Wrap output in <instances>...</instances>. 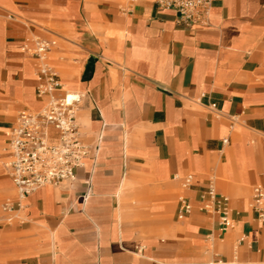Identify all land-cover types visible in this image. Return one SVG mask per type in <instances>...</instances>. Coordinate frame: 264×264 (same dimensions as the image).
I'll list each match as a JSON object with an SVG mask.
<instances>
[{"label": "crops", "instance_id": "obj_1", "mask_svg": "<svg viewBox=\"0 0 264 264\" xmlns=\"http://www.w3.org/2000/svg\"><path fill=\"white\" fill-rule=\"evenodd\" d=\"M34 38L54 42L45 62L82 94L89 154L73 180L21 198L9 142L44 103L42 61L22 51ZM210 188L228 200L226 231ZM255 188L264 0H214L190 27L153 0H0V264H264Z\"/></svg>", "mask_w": 264, "mask_h": 264}, {"label": "built area", "instance_id": "obj_2", "mask_svg": "<svg viewBox=\"0 0 264 264\" xmlns=\"http://www.w3.org/2000/svg\"><path fill=\"white\" fill-rule=\"evenodd\" d=\"M153 1L163 9L175 11L178 14V22L190 27L203 24L214 0ZM53 45L52 41L34 38L30 46L22 47V51L42 61L37 77L39 83L36 87V96L44 103L37 112H20L10 133L9 175L21 198L45 186H57L73 180L74 170L83 167L84 160L89 154L76 117L82 94L63 89L54 70L45 62ZM51 131L56 133L55 142H52ZM189 183L190 178H187L184 185ZM208 196L214 202L215 208L206 209L218 214L222 231L230 229L232 219L228 200L216 199L211 188L208 190ZM253 207L258 220L264 223V189H254ZM181 209L187 213L190 206L183 203ZM1 210L10 213L14 208L7 202L3 204ZM8 222H11L10 218Z\"/></svg>", "mask_w": 264, "mask_h": 264}]
</instances>
